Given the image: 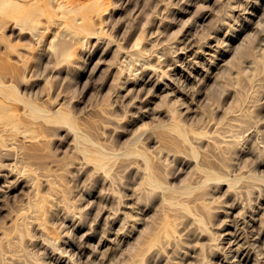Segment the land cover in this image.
Segmentation results:
<instances>
[{"label":"rangeland","instance_id":"1","mask_svg":"<svg viewBox=\"0 0 264 264\" xmlns=\"http://www.w3.org/2000/svg\"><path fill=\"white\" fill-rule=\"evenodd\" d=\"M0 264H264V0H0Z\"/></svg>","mask_w":264,"mask_h":264},{"label":"bare ground","instance_id":"2","mask_svg":"<svg viewBox=\"0 0 264 264\" xmlns=\"http://www.w3.org/2000/svg\"><path fill=\"white\" fill-rule=\"evenodd\" d=\"M30 108H31V111L34 115H40L42 114V110H40V108L36 107L35 105L33 104H29ZM60 118L65 121V122H68V117L67 116H64V115H61ZM105 156L103 153H101L100 151L96 150L95 152L91 153V158L95 161H99L101 159H103ZM210 176V174L208 175ZM150 181L154 184H156L155 180H152L150 179Z\"/></svg>","mask_w":264,"mask_h":264}]
</instances>
